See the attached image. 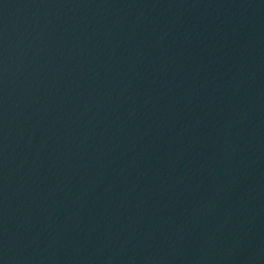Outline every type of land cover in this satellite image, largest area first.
<instances>
[{
	"label": "water",
	"instance_id": "obj_1",
	"mask_svg": "<svg viewBox=\"0 0 264 264\" xmlns=\"http://www.w3.org/2000/svg\"><path fill=\"white\" fill-rule=\"evenodd\" d=\"M0 264H264V0H0Z\"/></svg>",
	"mask_w": 264,
	"mask_h": 264
}]
</instances>
